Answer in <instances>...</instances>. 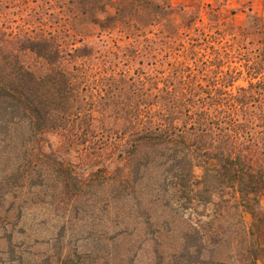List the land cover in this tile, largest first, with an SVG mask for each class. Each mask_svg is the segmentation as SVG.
I'll return each instance as SVG.
<instances>
[{
  "label": "trees",
  "instance_id": "trees-1",
  "mask_svg": "<svg viewBox=\"0 0 264 264\" xmlns=\"http://www.w3.org/2000/svg\"><path fill=\"white\" fill-rule=\"evenodd\" d=\"M30 2L0 0L2 196L35 187L43 203L68 210L55 243L66 224L102 211L113 226L106 238L78 229L71 235L92 249L58 250L44 263L133 264L137 251L124 240L133 236L153 242L151 264H226L213 257L231 235V263L264 264V77L252 80L264 48L245 65L251 79L233 85L239 71L220 68L228 52L184 5ZM8 7L25 17L11 19ZM248 20L264 39L262 17ZM179 220L178 245L164 251Z\"/></svg>",
  "mask_w": 264,
  "mask_h": 264
},
{
  "label": "rangeland",
  "instance_id": "rangeland-1",
  "mask_svg": "<svg viewBox=\"0 0 264 264\" xmlns=\"http://www.w3.org/2000/svg\"><path fill=\"white\" fill-rule=\"evenodd\" d=\"M172 6L184 5L186 10L197 11L200 22L196 26L208 23L205 27L206 33L210 34L213 47H220L228 52L220 68L226 70L234 67L239 73L233 85H245L251 76L245 71V65H249L255 60V54L261 53L264 48V39L255 32L248 15L261 16L264 22V0H167ZM30 5L34 2L26 0ZM7 11L11 19L17 21L18 15L25 17V11L17 13V8L8 7ZM46 7L43 3V17H46ZM211 22H209V20ZM14 25V24H13ZM167 50L160 44H156L153 51L154 59H162V55ZM148 63L153 59L147 57L142 59L141 67L147 68ZM263 71L252 78L264 77V61L262 62ZM4 163L0 161V167ZM198 173V169H194ZM6 186L0 185V264H45L43 257L45 254L54 255L56 251L62 250L69 252L72 256L77 251H89L92 249L93 242L90 239L77 240L74 235H83L92 227L102 233V237L111 231V213L99 212L101 221L89 219L83 222L84 226L77 224H66L64 237L60 242L55 243V233L59 231V226L64 222V217L68 215V210L58 209L55 211L53 206L43 203V190L35 187H22L14 190L13 195H3ZM36 194V195H35ZM264 202V198L261 200ZM127 210V209H126ZM212 210V209H211ZM208 209V214L213 212ZM125 211V208H124ZM156 215H161L159 210ZM164 215V214H162ZM194 218V217H193ZM207 219V218H204ZM230 232L238 229L235 217L229 216ZM222 225L213 223L212 228L217 232L222 231ZM182 229L181 221L174 222L172 231L164 238L162 249L169 251L176 247L179 242V234ZM74 233V235H71ZM69 235V236H68ZM68 236V239H67ZM230 248L224 246L213 258L228 261L226 264H233L231 250H236L231 243L235 241L231 235ZM207 238V237H206ZM131 250H135L136 257L133 264H151L153 259V242L151 240L142 241L141 238L131 236L124 239ZM233 240V242H232ZM137 249V250H136ZM99 264H111V259H101ZM126 264V262H125ZM236 264V263H234ZM238 264H245L239 262Z\"/></svg>",
  "mask_w": 264,
  "mask_h": 264
}]
</instances>
